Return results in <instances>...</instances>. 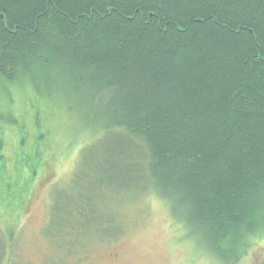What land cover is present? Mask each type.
Returning <instances> with one entry per match:
<instances>
[{"label": "trees", "instance_id": "obj_1", "mask_svg": "<svg viewBox=\"0 0 264 264\" xmlns=\"http://www.w3.org/2000/svg\"><path fill=\"white\" fill-rule=\"evenodd\" d=\"M0 79L53 86L93 130L70 179L91 191L52 190L40 230L73 264L146 194L216 263L263 233L264 0H0ZM15 227L0 264H21Z\"/></svg>", "mask_w": 264, "mask_h": 264}, {"label": "rangeland", "instance_id": "obj_2", "mask_svg": "<svg viewBox=\"0 0 264 264\" xmlns=\"http://www.w3.org/2000/svg\"><path fill=\"white\" fill-rule=\"evenodd\" d=\"M71 104L53 86L0 79V228L6 219L16 222L13 254L21 264H51L59 258L74 263L73 255L60 254L40 233L52 190L90 192L95 178L87 170L85 178L70 183L91 131L87 117ZM106 205L108 214L116 207ZM117 208L125 219L121 237L91 242L79 264H219L195 249L154 195ZM252 241L236 264H264V231Z\"/></svg>", "mask_w": 264, "mask_h": 264}]
</instances>
